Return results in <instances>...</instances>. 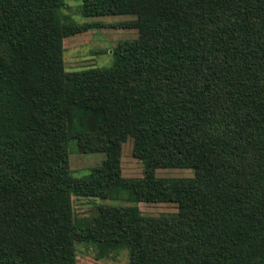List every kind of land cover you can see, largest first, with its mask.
<instances>
[{"label": "trees", "instance_id": "obj_1", "mask_svg": "<svg viewBox=\"0 0 264 264\" xmlns=\"http://www.w3.org/2000/svg\"><path fill=\"white\" fill-rule=\"evenodd\" d=\"M81 1L85 18L137 17L111 68L65 71L64 39L93 25L63 0H0V264H77L82 243L130 264H264V0ZM129 139L143 178L122 177ZM71 142L106 161L74 178ZM73 197L179 213L80 219Z\"/></svg>", "mask_w": 264, "mask_h": 264}, {"label": "rangeland", "instance_id": "obj_2", "mask_svg": "<svg viewBox=\"0 0 264 264\" xmlns=\"http://www.w3.org/2000/svg\"><path fill=\"white\" fill-rule=\"evenodd\" d=\"M63 13L80 25H93L81 34L64 39V68L67 73L111 68L115 63L114 50L120 43L139 39L140 31L134 27L135 16H107L85 18L81 14V0H63ZM70 171L74 178L90 175L91 170L102 166L105 154H81L76 144L70 143ZM121 171L124 179L144 177V164L134 155V139H129L122 148ZM190 169H159V178H193ZM100 207H137L145 218L176 217L179 206L175 203H134L126 198L94 199L73 197L72 209L80 219H94ZM77 264H130V251L124 250L100 259L97 250L85 243L76 245Z\"/></svg>", "mask_w": 264, "mask_h": 264}]
</instances>
